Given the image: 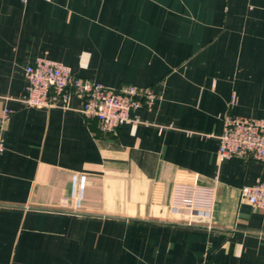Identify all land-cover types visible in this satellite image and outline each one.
Returning <instances> with one entry per match:
<instances>
[{"label":"crops","instance_id":"1","mask_svg":"<svg viewBox=\"0 0 264 264\" xmlns=\"http://www.w3.org/2000/svg\"><path fill=\"white\" fill-rule=\"evenodd\" d=\"M37 57L157 98L116 133L77 96L28 106ZM5 107L0 264H264V211L240 191L264 161L219 158L224 115L264 119V0H0ZM178 182L213 185L212 211H174Z\"/></svg>","mask_w":264,"mask_h":264},{"label":"built area","instance_id":"2","mask_svg":"<svg viewBox=\"0 0 264 264\" xmlns=\"http://www.w3.org/2000/svg\"><path fill=\"white\" fill-rule=\"evenodd\" d=\"M27 2L28 0H22ZM26 105L52 108H68L74 96L82 100L81 111L88 118L99 121L105 132L116 133L125 123L138 121L132 112L142 106L151 107L157 94L152 87L125 84L120 88L106 86L90 79L77 76L68 65L37 57L25 68ZM13 110L5 107L0 112V155L5 150L3 133ZM235 156L264 161V119L224 115V128L220 135V160ZM85 176L73 179L71 197L80 206L84 196ZM241 200L255 209L264 211V179L241 189ZM216 189L213 185L191 182L175 183L171 195V208L185 215L210 213L215 202ZM207 264V261L202 263Z\"/></svg>","mask_w":264,"mask_h":264}]
</instances>
